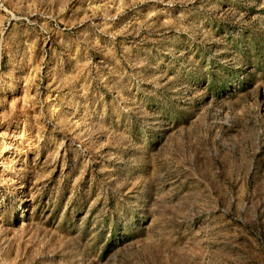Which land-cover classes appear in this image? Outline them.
<instances>
[{
  "label": "rangeland",
  "instance_id": "rangeland-1",
  "mask_svg": "<svg viewBox=\"0 0 264 264\" xmlns=\"http://www.w3.org/2000/svg\"><path fill=\"white\" fill-rule=\"evenodd\" d=\"M0 264H264V0H0Z\"/></svg>",
  "mask_w": 264,
  "mask_h": 264
}]
</instances>
